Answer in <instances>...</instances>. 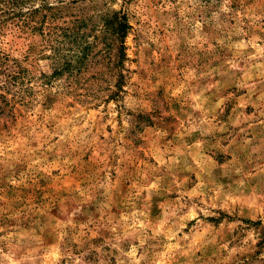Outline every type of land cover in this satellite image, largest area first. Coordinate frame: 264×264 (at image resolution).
<instances>
[{
  "label": "rangeland",
  "instance_id": "374dc122",
  "mask_svg": "<svg viewBox=\"0 0 264 264\" xmlns=\"http://www.w3.org/2000/svg\"><path fill=\"white\" fill-rule=\"evenodd\" d=\"M23 1L0 0V264H264V0Z\"/></svg>",
  "mask_w": 264,
  "mask_h": 264
},
{
  "label": "trees",
  "instance_id": "16d2710c",
  "mask_svg": "<svg viewBox=\"0 0 264 264\" xmlns=\"http://www.w3.org/2000/svg\"><path fill=\"white\" fill-rule=\"evenodd\" d=\"M12 1H13L12 3L16 5V7L20 5L19 3L24 2L23 0H12ZM36 11H37V8H35L33 12H36ZM78 27L74 29L75 34L78 33L77 31ZM127 27L128 25L126 21L119 15L114 14L110 17H107L106 21H104V28L106 29V31L110 32V34L112 35V44L118 43L117 61L115 62L116 66H119L122 63V58L125 55L124 37H125V31ZM71 31H69L68 37H70V34H72ZM70 40L66 42L68 43L72 42V43L78 44L75 47L78 46L79 50L77 49V51H74L73 49H71L72 45H70L68 49L69 54H62L61 59H64V61L61 63L62 66L60 65L57 68H55L53 72L54 74H58V73L60 74L62 72L61 69H65L66 71L71 72V73L74 71H77L84 65V62L86 61V58H87L86 54H87V51H89L90 46L85 45L83 47L82 46L83 44L82 43L80 44L74 38ZM70 50L74 52L75 55H72L70 53ZM115 94H116V91L115 92L113 91L112 96H115Z\"/></svg>",
  "mask_w": 264,
  "mask_h": 264
}]
</instances>
